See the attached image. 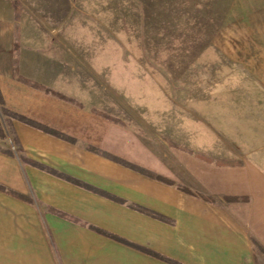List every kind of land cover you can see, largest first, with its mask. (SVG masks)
<instances>
[{
	"label": "rangeland",
	"instance_id": "rangeland-1",
	"mask_svg": "<svg viewBox=\"0 0 264 264\" xmlns=\"http://www.w3.org/2000/svg\"><path fill=\"white\" fill-rule=\"evenodd\" d=\"M17 124L225 191L264 163V0H0V152L32 165Z\"/></svg>",
	"mask_w": 264,
	"mask_h": 264
},
{
	"label": "crops",
	"instance_id": "crops-1",
	"mask_svg": "<svg viewBox=\"0 0 264 264\" xmlns=\"http://www.w3.org/2000/svg\"><path fill=\"white\" fill-rule=\"evenodd\" d=\"M16 131L34 164L0 152V184L28 198L0 190L1 264H264V163L225 169L221 192L216 169L197 172L212 163L195 162L205 192L190 195L166 171L148 169L174 185L56 132Z\"/></svg>",
	"mask_w": 264,
	"mask_h": 264
},
{
	"label": "trees",
	"instance_id": "trees-1",
	"mask_svg": "<svg viewBox=\"0 0 264 264\" xmlns=\"http://www.w3.org/2000/svg\"><path fill=\"white\" fill-rule=\"evenodd\" d=\"M202 160H204V161H206V162H208V163H212L213 161L212 160H210V159H206L205 157H200ZM218 165L220 164V163H217ZM153 178H156L157 180H159V181H162V182H164V183H167V184H169V185H174V182L173 181H171V180H169V179H167V178H164V177H157V176H153V175H151ZM182 191H184V192H186V193H188V194H190V195H193V193L190 191V190H187V189H185V188H182L181 189ZM228 201H233V202H238V201H247V198H231V199H227ZM168 261H170V262H172V263H174V264H178V263H176V262H173V261H171V260H168Z\"/></svg>",
	"mask_w": 264,
	"mask_h": 264
}]
</instances>
